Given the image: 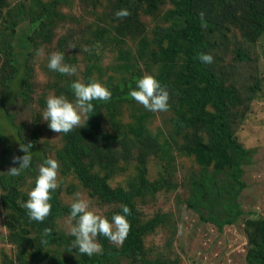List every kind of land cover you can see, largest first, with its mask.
<instances>
[{"label": "rangeland", "instance_id": "374dc122", "mask_svg": "<svg viewBox=\"0 0 264 264\" xmlns=\"http://www.w3.org/2000/svg\"><path fill=\"white\" fill-rule=\"evenodd\" d=\"M223 1L213 0L214 4ZM49 2L0 0V39L10 35V29L4 31L5 26L10 24H14L12 29L16 36L28 33L29 36L37 37L31 40L27 57L29 71L24 85L26 88L23 89L26 97L16 96L15 101L6 108L4 113L9 117L10 124L0 116L5 140H12L14 149H19V144H23L17 135L26 143H31L34 138V149H46L47 155L57 160L56 156L64 146L63 135L51 131L48 123L42 120V114L46 100L51 95H63L74 102V98L65 90L71 79L85 84L87 81L99 82L108 90L113 85L127 81H133L136 89L137 80L145 74L154 76L160 83L166 81L176 93L191 85L192 80L186 70L191 46L187 39L178 38L171 32L174 27L179 30L181 23L169 19L166 10L171 6L169 0H156L151 6L142 3L137 9L138 19L127 22L124 18L117 19L114 14L136 0H66L54 11L48 6ZM233 5L231 0H226L224 10L217 16L214 17L213 13L204 14L207 27L202 28L209 54L214 57L212 70L227 87L235 88L238 95V102L228 108L229 130L246 151L247 158L244 160L245 174L242 178L245 188L236 197L242 212L238 213L233 224H226L221 229L218 227L220 224L209 219L210 215L224 218V213H219L221 203L216 204L212 212L207 209L203 211L206 220L187 206L191 179L206 169L214 172V159L218 158L223 163L233 156L223 149L219 153L211 152L209 124L217 116L212 104L205 108L202 122H196L195 126L190 122L192 117L188 108L182 110L181 116H176L171 109L153 113L133 98L131 101L104 104L102 107V127L123 138L124 143L115 152L121 158L126 153L137 157L139 151L135 146L138 144L133 143L148 137L167 136L169 140L178 141L173 160H168L165 155L161 158L152 155L146 161L149 189L146 197L137 198V204L143 211V220L158 214H168V223L157 226L156 231L144 240L153 256L165 251L171 258H177L179 264H247L251 228L264 220V30L221 24L225 16L232 14ZM149 7H153V11ZM21 9H24V14ZM41 34L50 36L49 43L38 38ZM62 40L64 44L61 46ZM53 52L63 53L64 63L75 66L76 74L61 75L49 70V57ZM90 66L92 69L89 70ZM88 75L90 79H86ZM197 86L200 90L205 87L200 83ZM2 92L3 87L0 86V97ZM112 115H116L113 120ZM178 119L182 124H178ZM138 120L144 121L148 127L142 134H135L132 129ZM5 140L0 138V175L3 176L12 167V164L5 162L9 144ZM197 144L211 160L210 165L200 161L195 151ZM183 147L190 153L185 150L181 153L179 150ZM131 160L133 167L136 166V158ZM41 164V161L31 163L25 169L28 172L25 173V184L21 187L22 195L18 198L20 206L28 200V192L35 186L33 174H39ZM101 168H106L105 163ZM128 168L129 165L125 169ZM162 168L173 169L175 186H163L154 192L151 186L161 181ZM65 173L66 169L60 165L59 187L54 191L58 192L60 202L71 205L77 198L89 200L97 214L107 217L111 222V204L91 199L87 192L77 189L72 193L71 186L67 188V185L61 184ZM110 173L115 181L120 178L118 171L114 173L111 170ZM218 178L221 182H229L224 169ZM67 181L68 184H74L70 177ZM5 192L7 190L0 185V194ZM49 203L52 205L51 201ZM12 216V211L0 201V264H41L37 259H31L30 249H26L25 257L21 256L20 252L26 245L21 244L17 232L11 230L15 224ZM68 216L61 215L57 219V228L73 242L75 238L70 235ZM20 231L28 234L25 229ZM27 234L21 239L26 238ZM81 255L86 254L72 248L71 253L62 250L59 259L62 264H80ZM116 264L139 262L133 258H121Z\"/></svg>", "mask_w": 264, "mask_h": 264}, {"label": "trees", "instance_id": "16d2710c", "mask_svg": "<svg viewBox=\"0 0 264 264\" xmlns=\"http://www.w3.org/2000/svg\"><path fill=\"white\" fill-rule=\"evenodd\" d=\"M65 1L50 0L47 4L54 11L55 7ZM155 1L136 0V2L125 6L124 9L131 13L129 17L124 18L125 22L138 19L137 9L142 3L151 6ZM225 2L226 0L221 4H214L213 0H169L171 6L166 8L169 19L178 20V23H181L179 30L174 27L171 32L178 38L187 39L191 46V50L187 54L186 70L192 81L189 87L178 93L166 81L160 83L169 93L170 109L176 116H181L183 109H189L192 126L197 125L196 122H202L204 110L209 104H212L217 112V116L209 124L212 140L211 152L218 151L217 153H219L223 149L229 153L231 152L233 156L223 163L218 158L214 159V172L206 169L199 173L197 177L191 179L190 197L187 206L206 220L203 211L207 209L212 212L215 205L221 203L219 213H224V218L218 219L211 215L209 217L216 224H220L218 227L221 229L226 224H233L239 215L238 213L242 212L237 205L236 197L245 188L242 178L245 174L243 166L247 153L229 130L228 108L238 102L236 89L227 87L212 70L211 65L202 64L197 59V54H209L198 14L202 12L205 15H211L213 13L215 17L224 10ZM231 3L234 4L233 12L225 16L221 24L243 26L248 30L254 29V27L264 30V0H231ZM153 7H149L150 11H153ZM21 12L24 14V9H21ZM13 26L14 24L5 26L4 31L10 29V35L3 36L0 39V60H2L0 63V86L3 87L0 97V116L4 117L9 124V117L4 112L15 101L16 96L26 97L23 89L26 88L24 85L27 83L26 76L29 71L27 57L30 54L31 40L37 38L29 36L28 33L16 36L14 29H12ZM118 33L122 32L118 31ZM38 38L49 43L50 36L41 34ZM165 41L168 43L167 39ZM63 44L64 41L62 40L61 46ZM90 69H92L91 66ZM87 78L90 79L89 75ZM74 81L77 80L71 79L65 88L66 93L73 98L74 95L70 85ZM88 83L87 81L86 84ZM198 83L204 84L205 87L200 90L197 86ZM133 89H135L133 81L109 87L112 93L111 100L107 103L99 100L93 101L94 111L88 113L90 117L84 127L76 128L68 134L62 133L64 146L56 156L62 168L66 169L65 178H63L61 184L67 185V188L71 186L73 188L72 193H75L77 189L81 192H87L91 199L110 203L111 208H113L110 212L111 217L116 214L123 215L122 206L126 205L131 210V214L126 217L131 229L122 246L118 247L109 242L107 238L98 236L97 240L103 247L102 254L92 257L81 255L80 264H116L121 258H133L139 264H179L177 258H171L165 251H160L156 256H153L150 246L144 240L146 236L148 238L151 233L156 231L157 226L168 223V214H158L153 218L143 220V211L137 204V198L146 197L149 189L148 179L146 178V161L152 155L160 158L165 155L168 160H173V151L176 150L178 141L169 140L167 136L152 139L148 137L133 143L138 144L135 146L139 151L137 157H132L129 153H126L121 158L115 152L118 146L124 143L123 138L118 133L113 135L112 132L104 129L101 124L103 105L131 101L132 97L129 93ZM115 116L112 115L111 120ZM177 122L182 124L179 119ZM132 129L135 134H142L148 130V127L144 121L138 120ZM17 136L21 143L28 144L22 137ZM0 138L5 140L1 125ZM7 140L5 141L9 144L5 152V162L12 164V167H19L18 163H12L13 157L23 156L24 153L19 149H14L12 140L9 141L8 138ZM30 142L33 147H36L34 138ZM33 147L29 150L33 157L31 163L44 162L50 158L46 149H34ZM183 150L189 152L186 147L179 151L182 153ZM195 151L201 162L206 165L211 164V160L200 150V145H196ZM134 158H136L137 165L133 167L131 159ZM103 163H105L106 168H101ZM119 163L123 164L116 167ZM128 165L129 168L125 169ZM94 169H96L95 172ZM223 169L229 182H221L218 178ZM111 170H114V173L118 171L120 174V178L116 181L110 173ZM172 171L171 168H162L161 181L157 184L153 183L151 189L158 192L163 186L174 188ZM26 172L28 171L22 170L21 174L15 177L8 174L5 176L0 175V185L7 190L5 194H0V201L13 213L12 218L15 220V224L12 225L11 230L17 232L20 236H17L19 242L26 245L20 252L21 256L25 257L26 249H30L32 260L37 259L41 264H62L59 259L61 251L71 253L72 241L70 238L63 236L64 232L57 228V219L61 215L70 214L71 205L61 203L58 192H53L50 200L52 203L51 212L46 220L43 223L30 220L27 210L18 203V198L22 195L21 187L26 181ZM37 176V173L33 174L34 180ZM69 177L74 184H68L67 179ZM19 220L22 222H19ZM45 228L51 229L50 234L47 236L44 235ZM21 229H25L28 234L21 232ZM24 234H27V237L21 239ZM33 234L34 236H32ZM250 238L251 247L246 254L247 264H264V220L251 228Z\"/></svg>", "mask_w": 264, "mask_h": 264}, {"label": "clouds", "instance_id": "9594fccd", "mask_svg": "<svg viewBox=\"0 0 264 264\" xmlns=\"http://www.w3.org/2000/svg\"><path fill=\"white\" fill-rule=\"evenodd\" d=\"M117 19L127 18L131 15L127 9H120L115 14ZM201 19V27L206 28L204 13L198 14ZM87 51V49H85ZM64 54L53 52L49 57L48 68L61 75H75L77 69L64 63ZM197 59L205 65H211L214 57L210 54L198 53ZM74 102H70L65 96L51 95L46 100V108L42 114V120L48 123L51 131L61 134H68L76 128L84 127L89 119L88 113L94 111L93 101L99 100L105 103L112 98V93L99 82L85 84L79 80L70 85ZM129 95L146 110L153 113L167 112L170 110V96L165 87L152 75L145 74L136 82V89L131 90ZM33 145L20 144L19 150L23 156L13 157L12 163L19 164V167H11L7 174L19 176L22 170L28 169L32 162V153L29 151ZM59 162L48 158L39 167V174L35 180V186L28 192V200L21 206L27 210L29 219L43 223L50 215L52 193L59 187L58 174ZM79 197V194H77ZM123 215L112 216L111 222L107 217L97 214L92 208L91 202L86 199L77 198L71 204V211L67 217L70 235L75 239L72 248H77L79 253L92 256L102 254L103 247L97 241L98 236H103L116 246H122L127 238L131 225L126 219L131 210L125 205L122 206ZM51 229L45 228L44 235L47 236Z\"/></svg>", "mask_w": 264, "mask_h": 264}]
</instances>
